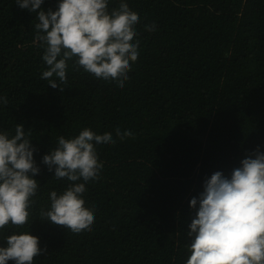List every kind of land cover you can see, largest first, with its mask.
Wrapping results in <instances>:
<instances>
[{
  "label": "trees",
  "instance_id": "16d2710c",
  "mask_svg": "<svg viewBox=\"0 0 264 264\" xmlns=\"http://www.w3.org/2000/svg\"><path fill=\"white\" fill-rule=\"evenodd\" d=\"M121 3L140 18L124 87L73 58L52 88L41 76L35 13L0 0V131L14 135L22 124L40 168L27 223L0 229V245L14 231L38 236L44 251L33 264H184L190 199L215 171L227 176L257 146L264 151V0H109L108 11ZM84 129L115 143L96 148L102 171L83 196L95 221L74 236L42 214L48 194L70 183L42 156Z\"/></svg>",
  "mask_w": 264,
  "mask_h": 264
},
{
  "label": "clouds",
  "instance_id": "9594fccd",
  "mask_svg": "<svg viewBox=\"0 0 264 264\" xmlns=\"http://www.w3.org/2000/svg\"><path fill=\"white\" fill-rule=\"evenodd\" d=\"M16 3L36 15L35 28L44 46L42 60L47 65L41 76L52 88L66 81L68 61L73 58L95 79L124 87L140 46L134 39L140 18L126 4L109 12V0H58L56 9L47 11L41 7L44 0ZM145 27L155 30L154 24ZM6 103L7 98L0 95V104ZM113 143L110 135L96 136L84 129L75 137L61 135L57 147L42 156L53 177L70 182L62 192L48 194L50 206L42 212L47 221L74 236L92 230L94 209L84 207V186L95 183L102 171L96 148ZM35 151L22 124L17 123L14 135L0 131V229L28 221L39 187ZM189 206L196 212L188 225L191 239L184 264H264V151L260 146L229 175L217 170L206 178ZM5 239L6 245H0V264L9 260L33 264L34 256L44 251L39 237L29 231H14Z\"/></svg>",
  "mask_w": 264,
  "mask_h": 264
}]
</instances>
